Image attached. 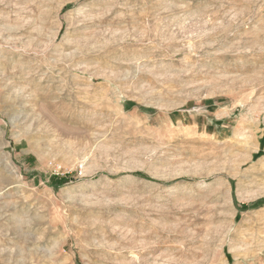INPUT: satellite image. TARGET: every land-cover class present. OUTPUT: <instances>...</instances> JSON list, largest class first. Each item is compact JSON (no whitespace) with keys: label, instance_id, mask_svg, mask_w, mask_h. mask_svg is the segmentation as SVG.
I'll list each match as a JSON object with an SVG mask.
<instances>
[{"label":"rangeland","instance_id":"1","mask_svg":"<svg viewBox=\"0 0 264 264\" xmlns=\"http://www.w3.org/2000/svg\"><path fill=\"white\" fill-rule=\"evenodd\" d=\"M0 264H264V0H0Z\"/></svg>","mask_w":264,"mask_h":264}]
</instances>
